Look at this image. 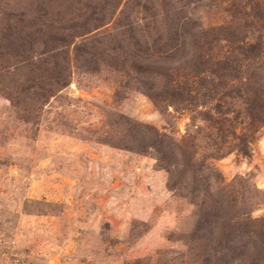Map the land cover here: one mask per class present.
I'll use <instances>...</instances> for the list:
<instances>
[{"label": "rangeland", "instance_id": "obj_1", "mask_svg": "<svg viewBox=\"0 0 264 264\" xmlns=\"http://www.w3.org/2000/svg\"><path fill=\"white\" fill-rule=\"evenodd\" d=\"M189 1L204 30L229 21L228 0ZM31 2L0 0V26H11L0 33V264H264V253L241 249L250 237L241 231L264 230L255 104L169 96L187 80L178 68L192 64L190 40L168 59L175 77L150 73L164 63L150 76L128 69L129 42L113 39L112 22L126 4L161 0H66L59 21L64 7L37 18ZM98 2L117 5L106 27L63 46L69 26L92 27L82 25ZM94 51L97 70L85 62ZM42 87L50 97L34 94Z\"/></svg>", "mask_w": 264, "mask_h": 264}, {"label": "trees", "instance_id": "obj_2", "mask_svg": "<svg viewBox=\"0 0 264 264\" xmlns=\"http://www.w3.org/2000/svg\"><path fill=\"white\" fill-rule=\"evenodd\" d=\"M65 2L66 0H32L29 11L37 18L46 17L50 14L53 5L57 4L58 7H64L63 12L58 11L57 13L56 20L59 21V16L67 14L65 7L68 4L64 6ZM191 4L192 1L182 4L181 0H176L174 4H171V2L161 0L154 9L140 6L139 3L124 5L120 17H116V20L112 22L111 33H116L112 36L113 39L119 36L129 42L125 45L124 48L127 50L122 55L123 61L128 64V69L136 75L150 76V73H156L168 78L175 77L178 69L182 70V73L188 69L189 74H185L186 82H173V94L169 96L184 97L186 102L191 103L197 100L198 96L202 98L201 100L207 98L212 102L213 99L221 101L226 97L233 98L237 95V97H244L246 103L251 101L255 104L256 115L254 117L264 120V0H228L224 11L229 21L210 30L202 29L201 25L190 17L189 10L196 9L191 8ZM115 7H117L116 3H92V9L82 25L93 24L92 27L84 28L83 33L79 35L78 33L72 35L73 30L69 26L72 32H67L71 31L69 28L63 31L59 42L65 46V43L72 37L76 38L80 34H88L92 30L106 27ZM158 16L160 19H157V22L155 19ZM147 17L152 18V21L150 19L146 21ZM138 21H143L144 24L140 26ZM10 32L11 26L8 22L0 26V33L8 37ZM187 40L192 41L190 43L192 50L186 53L189 57L193 54L192 64H189L186 69L185 67L171 68L172 66L170 67L168 63L169 57H174L179 52L184 53L187 50ZM114 48L122 50L120 45L113 46L112 50ZM79 51L77 49L74 52V59L82 57ZM102 53L99 51L86 53L91 58L85 62L93 63L97 70V62L94 63V58L101 56ZM3 58L4 55L0 54V60ZM64 61L63 73L65 75L63 74L62 78L59 76L61 78L60 89L67 85L68 79V74H66L68 73V56L64 58ZM113 61H116L115 58ZM157 63H164V65L162 64V67H158L155 71L151 66ZM150 68L154 71L151 72ZM2 71L7 74L10 68H1ZM40 91L34 94L41 98H48L52 94L50 87H42ZM206 103L209 102L206 101ZM217 104L214 107L216 110L220 107ZM217 124L219 129L222 123ZM153 145L154 143L150 146L153 147ZM241 232L250 236L246 243H242L244 246L241 249L245 251L242 252V257L256 260L249 250L252 248V251H256L258 255L264 253V230L253 232L245 228ZM246 247L249 248L246 249Z\"/></svg>", "mask_w": 264, "mask_h": 264}]
</instances>
